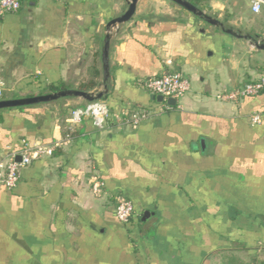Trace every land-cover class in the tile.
Wrapping results in <instances>:
<instances>
[{"label": "crops", "instance_id": "crops-1", "mask_svg": "<svg viewBox=\"0 0 264 264\" xmlns=\"http://www.w3.org/2000/svg\"><path fill=\"white\" fill-rule=\"evenodd\" d=\"M193 1L263 42L264 3L255 13L251 0ZM20 2L0 15V98L79 89L91 69L101 89L105 23L128 0ZM250 42L170 0H138L112 30L103 100L112 115L147 118L101 128L85 118L71 130L79 97L0 110V161L24 142L57 144L20 168L14 188L0 186V264H227L264 251V89L216 98L264 80V49ZM162 73L189 80L175 105L140 86ZM117 194L132 203L127 223L115 217Z\"/></svg>", "mask_w": 264, "mask_h": 264}, {"label": "built area", "instance_id": "built-area-1", "mask_svg": "<svg viewBox=\"0 0 264 264\" xmlns=\"http://www.w3.org/2000/svg\"><path fill=\"white\" fill-rule=\"evenodd\" d=\"M264 0H251V9L257 13L261 9ZM20 0H0V15L5 13L16 12L20 8ZM2 81L0 79V87ZM140 86L150 94L156 96L161 95L166 102L169 97L177 99L190 89L189 80L177 73H162L155 77H150L140 83ZM264 89V80L256 79L245 83L240 88L231 91H221L216 94V98L220 100L237 101L244 96L257 95ZM147 109H138L133 111H126L112 115L105 100L98 99L90 102H85L82 105L73 107L70 110V128L71 130L79 126L83 119L90 118L96 127H103L107 125L111 119L117 124H126L135 126L143 119L150 115ZM261 119L260 114L255 113L251 116L253 123H258ZM70 140V135L67 134L64 142ZM57 144L51 146L45 145H29L23 143V147L19 152L20 159L17 160L14 154L10 155L7 159L0 161V186L7 189H12L16 186L19 180L20 168L28 165L32 159L43 155L52 154ZM102 183L95 181L93 183L92 191L94 194L100 192ZM114 214L118 221L122 223L129 222L133 214V206L130 200L121 194L115 196Z\"/></svg>", "mask_w": 264, "mask_h": 264}, {"label": "water", "instance_id": "water-1", "mask_svg": "<svg viewBox=\"0 0 264 264\" xmlns=\"http://www.w3.org/2000/svg\"><path fill=\"white\" fill-rule=\"evenodd\" d=\"M170 1L182 7L183 9L189 11L193 15L203 19L204 22H207L216 27H220L224 32L233 35L235 37H242L249 39L251 41L250 43L254 47H256L257 49H264V40L263 42L259 43L255 41V39H253L250 35H241L240 33L230 28V26L226 27L224 23H222L220 20L204 12L189 0H170ZM137 2L138 0H128L127 8L125 9V11L119 14L118 16L111 18L109 21H107V23H105L106 33L103 38L102 49H100L101 63H102L101 89L92 90V91H84L81 89H61L58 91L33 95V96L18 97V98H0V110L21 107L36 103H43V102L48 103L49 101H53L63 97H79L87 102L103 99L108 92L107 82L109 78V43L112 35V30L114 28H117L118 25L129 21L133 17L136 10ZM154 98L158 102L164 101L161 95H156L154 96ZM166 103L169 105H175L176 99L169 97L166 99ZM16 159L19 160L20 157H17Z\"/></svg>", "mask_w": 264, "mask_h": 264}, {"label": "trees", "instance_id": "trees-1", "mask_svg": "<svg viewBox=\"0 0 264 264\" xmlns=\"http://www.w3.org/2000/svg\"><path fill=\"white\" fill-rule=\"evenodd\" d=\"M194 5L198 6L193 0H190ZM98 71L95 69H91L89 71V75L92 79L87 81L86 83H83L79 86V89L84 91H90L94 89L98 83L95 78L98 77ZM61 89H65V86L60 84L58 86L50 87L49 90L51 92L58 91ZM3 97V95H2ZM260 254H262L263 257H260ZM227 264H264V251L256 252L253 255H250L248 259L246 260H240L238 258H233L231 261H229Z\"/></svg>", "mask_w": 264, "mask_h": 264}, {"label": "rangeland", "instance_id": "rangeland-1", "mask_svg": "<svg viewBox=\"0 0 264 264\" xmlns=\"http://www.w3.org/2000/svg\"><path fill=\"white\" fill-rule=\"evenodd\" d=\"M260 257H263L262 254H260ZM238 259H240V260H246V259H248V257H246L244 259H241L240 257H238Z\"/></svg>", "mask_w": 264, "mask_h": 264}]
</instances>
